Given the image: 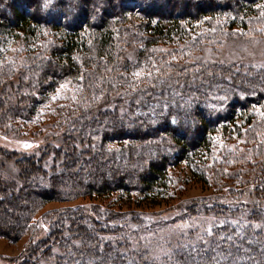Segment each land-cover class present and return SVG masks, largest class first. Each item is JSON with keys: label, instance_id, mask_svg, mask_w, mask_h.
Segmentation results:
<instances>
[{"label": "trees", "instance_id": "1", "mask_svg": "<svg viewBox=\"0 0 264 264\" xmlns=\"http://www.w3.org/2000/svg\"><path fill=\"white\" fill-rule=\"evenodd\" d=\"M43 4L44 0H0L1 55L6 46L21 36L26 44L29 38L39 36L46 43L51 37L49 34L58 41L54 47L37 46L27 70L20 71L18 80L13 69L1 65L0 121L8 124L11 119L10 125L13 119L11 129L18 131L25 123L35 120V115L43 113L58 86L67 81L79 80L73 89L68 85L71 92L64 98L76 96L75 105L79 107L76 111L73 106L58 110L60 119H66L64 122L69 128L60 136L59 131L51 135L38 154L9 150L0 153V161L3 153L5 159L14 157V164L22 170L17 176H7L3 169L5 162H0V238L14 244L31 236L25 256L14 264H43L46 262L41 259L43 253L55 255L54 264L150 263L145 250L138 249V243L124 242L116 234L97 233V224L103 222L100 218L104 214L99 210L68 208L55 213L56 217L51 216L50 222L42 217L35 220L33 213L55 201H74L94 195L100 198L115 192L132 196L135 189L141 195H151L152 199L164 197L171 189L170 166L173 164L168 161L169 150L181 159L185 152L193 154L203 146L204 158L212 160L211 165L205 167L207 162L204 161L201 166L194 164L191 173L204 182L219 173L217 165L228 167L231 163L240 165L241 170L257 167L259 185L256 186H260L259 196L264 199V118L259 124H251L247 134V141L254 145L251 162L241 155L231 161L223 149L211 155L213 148L208 145L217 135L231 133L228 127L237 119H246L245 124L252 122L257 113L252 107L264 105L263 70L243 73L241 68L214 65L209 67L212 73L201 77H176L177 81L174 77H155L156 87L141 89L138 86L129 92L112 86L105 76L108 68L102 62L112 56L111 48L123 32L119 34L118 25L138 18V26L150 33L146 42L156 44L181 43L191 36L194 24L201 29L202 26L212 27L220 23L216 18L227 19L220 28L232 29L234 23H238L248 34L264 37V0H55L47 9ZM56 7L59 9L55 10ZM222 33L218 28L212 33L201 30L195 37L188 38L189 47L174 49L183 53L193 51ZM2 79L8 82L2 84ZM102 95L108 99L106 102L99 101ZM166 101H169L167 110L160 108V103ZM153 104L158 112L154 118L149 114ZM173 118L178 123H172ZM256 129L262 134H256ZM107 143L120 148L108 151ZM22 192L23 198L18 194ZM20 199L25 201L22 203ZM221 199L213 201V211H227V222L214 226L211 235L177 233L180 235H177L176 246L166 245L165 237L160 240L156 236L155 240L164 244L163 248L173 256L167 258L169 255L163 254L160 260L151 262L264 264L263 237L254 241L261 246L259 249L245 236L234 240L231 235L236 229L239 234H253L256 209L259 210L263 202L253 203L254 210L244 215L247 226L243 222L246 219L236 214L247 202L230 203L231 200L224 197V203L229 206L218 207ZM8 201L17 210L15 217L9 212ZM130 216L124 222L128 221L132 229L138 224ZM105 220L110 226L102 224L104 231L121 230L116 224L118 220ZM64 229L69 233L65 234ZM55 245L60 251H56Z\"/></svg>", "mask_w": 264, "mask_h": 264}, {"label": "rangeland", "instance_id": "2", "mask_svg": "<svg viewBox=\"0 0 264 264\" xmlns=\"http://www.w3.org/2000/svg\"><path fill=\"white\" fill-rule=\"evenodd\" d=\"M58 9V7L55 8V10ZM138 19H133L132 22L128 21L118 25L120 27L119 34L123 32L117 37L116 43H114L115 45L111 48L110 52L112 56L102 61L108 68L105 72V76L109 78V82L113 83L112 86L115 88L119 87L122 90L130 92L133 90L129 87L130 84H136L140 86L141 89H148L149 86L153 87V85L156 87L157 82L153 79L155 77H168L169 79H173L174 77V81H177L176 77L181 79H185L184 77L186 76L201 77L207 73H212L209 67H213L214 65H227V67L231 66L230 68L232 69L235 67L237 70L241 68L240 70H242L243 73H248L249 71L252 73L264 71V37H255L248 34V31L240 27L238 23H234L232 29H226L225 27L220 28L219 25L227 21L226 18H216L215 20L220 22L219 25H217V23L212 27L202 26V29L197 28V25L194 24L190 33L191 36L188 38L195 37L201 30L212 33L213 30L218 28L223 31V33L216 39L203 42L200 45L201 47H197L193 49V51L187 50L186 53L176 49L183 48V46L189 47L187 44L188 38L184 40L185 42H176L174 45L164 42L159 44L151 43L150 40L146 42L145 39L150 36V33L147 29L138 26L140 24V22L138 24ZM49 36L51 37L47 39L46 43L41 40L40 36L37 39L29 38L28 45L25 43V39L22 38V36L17 39V41H12L10 45L6 46L3 55L0 53V67L4 65L5 67L7 66L9 70L13 69L16 72V78L18 80L20 71L27 70L31 62V57L35 55H33V53L36 52L37 46L40 45L46 48L47 45L54 47V44H58L57 37L52 36V34H49ZM174 47L176 49H174ZM162 59H164V62L161 63ZM134 72H140L141 77H134L132 75ZM149 72L152 74L150 77L147 76ZM219 72L217 73L219 74ZM23 74L25 75L26 73ZM228 74L231 73L229 72ZM229 77L231 78V76ZM6 82L8 81L2 79V84ZM78 82L79 80L67 81L58 86L60 88L51 96L50 102L48 103V105H50H45L43 113L38 116L35 115V120L33 119L31 123H25V126L18 129V131L11 129L13 119L10 125L9 122L11 119H8V124L6 122L3 124V122L0 121V153L3 150H9L26 152L28 154H38L39 151L48 144L51 135L59 131L60 136L65 129H68V125L64 122L66 119H60L61 115H58L57 112H60L58 110L66 108V106L70 108L73 106V110L75 111L77 107H79L75 105V103L78 102L76 96H74V98L68 97L64 99L66 95L71 92V88L73 89L74 86H77ZM65 85L66 87H63ZM99 98L100 102H106L108 100L104 98V96ZM125 98H127V96ZM168 103L169 101L160 103V108L162 106H168ZM182 103L184 104V102ZM113 104H111V106ZM171 104L174 106L176 103ZM189 105L191 106L190 103ZM153 108H156L154 104L149 108V114L152 118L156 117L158 114ZM47 110L49 112L44 114ZM165 110H167V107H165ZM252 110L257 112L252 122L245 124L246 119L239 118L235 121V124L231 125L234 126V129H231V126L228 127L231 133L227 136H225V134L217 135V138H215L211 144H208L213 148L211 155L217 154L223 149L226 151L227 157L229 155V160L231 161H234L238 155H241L245 160L247 159L251 162L250 156H253L255 153H251L253 144H249L247 141V134L252 127L251 124L255 125L259 124L261 121L263 122L264 105L261 108L252 107ZM200 115L202 114L200 113ZM59 124L63 125L60 126ZM236 125H238V127L240 126V128L238 129ZM9 130L11 131L9 132ZM260 132L262 134V131L256 129L255 133L260 134ZM28 145H31V147H28ZM57 145L58 144L55 146ZM117 146L118 145L114 143H107L105 148L108 151H114L116 148H120ZM202 148L199 147L193 151V154L185 152V157L181 159L174 155L172 150L167 152L170 159L168 161L173 165L170 166V175L172 177L170 184L171 189L167 195L164 194V197L160 195L152 199L150 197L151 195H141V193L135 189L132 196H128L123 192H115L110 196L106 195L100 198L94 195L95 197H82L74 201H55L35 210L33 213L35 215L34 219L37 220L38 217H42L45 222H50L51 216H58V214L55 213H60V211L75 207H85L93 211L99 210L100 213L104 214H101L100 218L103 222L97 224V226H99L97 233L102 235L116 234L124 242L131 241L132 244L138 243V249L145 250V254L150 259V263L156 264V262L162 258L163 254L169 255L167 258L173 256L167 249L163 248L164 244L155 240L156 236H158L159 239L165 237L163 240L168 242L165 243L166 245L171 244L172 246H176L178 243L177 235L208 234L206 229L211 228L213 230L214 226L218 227L222 223L227 222L225 220L227 217L225 214L228 212L213 211L214 206L212 205L215 199L222 198L219 200L222 202H219L221 205H218V207L222 205L226 207L229 206V204L223 201L224 197H226L231 200L230 203L237 204L242 201L247 202L246 207H240V210L236 213L243 220L246 219V221H242L247 226L249 225L248 220L244 215L247 214L248 210H254V208H252L254 207L253 203L263 202L262 205H259L260 209H256L254 218H257V220L254 218L251 219L255 220L253 234H239L240 232H238V229L233 232L235 234H231L234 240L238 237L245 236L252 246L260 249L261 246L254 243L255 239L258 237H263L262 239L264 241V199L262 200V197L259 196L260 193L258 189L260 186H256L259 185L258 175L256 176L259 169L257 167L251 168L248 166L247 169L241 170L240 165L232 166L231 163H229L228 167L217 165L219 173L211 177L210 180L208 179L205 182L201 181L191 172H193L196 165H204L203 161L207 162L205 163V167L210 166L212 162V160H206V158H204L206 151L202 150ZM196 151L197 154H195ZM3 156L4 153L2 154V160L5 162L3 169H5V173L7 172L6 175L12 177L17 176L16 174H19V171L22 170L18 169L14 164L13 161H15V158L7 157L5 159ZM189 157H191V159ZM222 157L224 156L222 155ZM194 164L195 166H193ZM213 173L212 171L211 176L214 175ZM18 194H20L21 197L24 195L23 192ZM21 201L23 203L25 199ZM11 203L12 202L8 201L7 206H9L11 215L15 217L17 215V210L14 206L12 207ZM208 209L210 210L208 211ZM195 210H198V212ZM107 213L110 215H106ZM129 215L135 220L136 225L138 224L137 226L134 225L132 229L128 221L124 222L126 220L125 218ZM106 218H109V220H118L117 222L119 223L116 224L119 225L118 227L121 230L119 231L116 229L114 232L104 231L101 226L102 224L110 226L107 220H105ZM161 221L165 224H161ZM91 226L92 229L94 228L96 230L94 225ZM259 228L260 230H258ZM63 231L65 234L69 233L65 229ZM30 237V235L25 236L14 244L10 243V240L0 238V264H14L15 261H19L24 257L26 254L24 250L29 244ZM57 246L58 245H55V249L58 252V248L60 247ZM130 247L134 249L132 245ZM41 256V259L46 261L45 263L47 264H54V260L56 259L55 255L51 256V254L48 253H43ZM155 259L157 260L155 263L151 262ZM99 261L100 260H98V262Z\"/></svg>", "mask_w": 264, "mask_h": 264}, {"label": "snow or ice", "instance_id": "3", "mask_svg": "<svg viewBox=\"0 0 264 264\" xmlns=\"http://www.w3.org/2000/svg\"><path fill=\"white\" fill-rule=\"evenodd\" d=\"M54 2H55V0H44L43 7H44L45 9H47V8H48L50 5H52ZM262 7H264V6H262ZM132 75H133L134 77H137V78H140V77H141V73H140V72H134ZM151 75H152V74H151L150 72L147 73V76L150 77ZM81 79H83V77H81ZM154 86H155V85H153V87H154ZM63 87H66V85L63 86ZM129 87L132 88L133 90H136V89L138 88V85H136V84H130ZM222 99H226V97H225V98H222ZM165 107H167V106H165ZM189 107H190V105H189ZM172 123L175 124V123H178V121L175 120V118H173ZM28 147H31V145H28ZM206 231L208 232L209 235L212 234V229H211V228L206 229ZM228 239H231V237H228ZM205 243H207V241H205Z\"/></svg>", "mask_w": 264, "mask_h": 264}]
</instances>
